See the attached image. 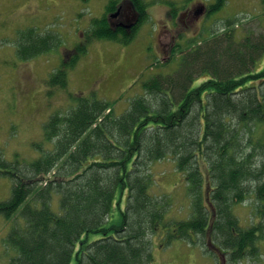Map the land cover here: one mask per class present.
Here are the masks:
<instances>
[{"label":"trees","instance_id":"16d2710c","mask_svg":"<svg viewBox=\"0 0 264 264\" xmlns=\"http://www.w3.org/2000/svg\"><path fill=\"white\" fill-rule=\"evenodd\" d=\"M206 2L205 23L215 22L209 37L201 32L176 44L171 61L180 56L178 69L145 82L123 115H115L118 101L81 97L49 118L42 141L33 143L38 157L8 162L0 153V177L13 180L11 198L0 203V216L13 223L5 240L9 264H151L162 231L166 244L217 243L226 264L256 254L259 228L243 229L233 206L254 190L264 214V32L239 37L233 20L214 28L231 0ZM130 3L138 14L132 29L112 25L120 1H110L85 42L67 51L50 87L67 88L69 70L91 42H133L149 3ZM163 3L177 18L181 7ZM18 44L20 59L29 61L58 50L62 40L29 28ZM167 158L188 184L186 220L169 219V202L152 193V165Z\"/></svg>","mask_w":264,"mask_h":264},{"label":"rangeland","instance_id":"374dc122","mask_svg":"<svg viewBox=\"0 0 264 264\" xmlns=\"http://www.w3.org/2000/svg\"><path fill=\"white\" fill-rule=\"evenodd\" d=\"M109 1L0 0V153L6 161L38 157L40 153L33 143L43 139V127L50 116L54 113L66 114L75 105V100L81 97L95 94L107 102L118 101L115 112L121 116L130 108L131 102L143 94V83L150 77L156 74L170 75L178 69L180 56L171 61L172 49L176 44L185 46L187 41L199 37L201 32L205 33L204 38H208L211 25L215 23L209 21L206 24L208 29L203 31L205 11H196L204 4L196 3L207 0H171L179 6H186L184 10L190 9L179 12L177 24L173 27L172 23L175 22H171L172 17L168 14L171 9L163 0H146L150 2V21L141 28L131 44L110 41L90 43L87 54L77 68L69 70L67 89L52 90L48 81L52 73L61 68L66 50L82 42L81 38L85 41V34L89 31L87 27L94 18L103 16ZM261 8L260 0H231L228 11L218 17L220 20L214 28L223 27L226 19L237 16V19L231 20L239 37L249 32L263 33ZM29 28L56 33L62 39L61 47L31 61L19 60L18 33ZM157 60L163 63L162 69L152 67ZM152 173V193L167 197V215L187 219L192 199L175 160L155 162ZM12 190L13 180L1 176L0 203L11 198ZM254 199L252 197L244 204L233 207L234 214L244 226L261 227L257 233L256 256L251 255V250L237 261L238 264H264V215L258 211ZM122 206L125 209V201ZM58 210L57 204L54 211ZM12 227L11 221L0 216V264H9L12 258L5 246V239ZM156 237L160 247H154L151 264H215L213 255L206 252L207 248L214 251L215 242L207 241L203 248L184 240H174L165 245L164 231ZM229 253L237 254L236 250Z\"/></svg>","mask_w":264,"mask_h":264},{"label":"flooded vegetation","instance_id":"af4514ba","mask_svg":"<svg viewBox=\"0 0 264 264\" xmlns=\"http://www.w3.org/2000/svg\"><path fill=\"white\" fill-rule=\"evenodd\" d=\"M125 11H126V7L124 6V7H123V13H124V14H125Z\"/></svg>","mask_w":264,"mask_h":264},{"label":"water","instance_id":"95a60500","mask_svg":"<svg viewBox=\"0 0 264 264\" xmlns=\"http://www.w3.org/2000/svg\"><path fill=\"white\" fill-rule=\"evenodd\" d=\"M115 16H117V15H115ZM115 16H114V17H115Z\"/></svg>","mask_w":264,"mask_h":264}]
</instances>
